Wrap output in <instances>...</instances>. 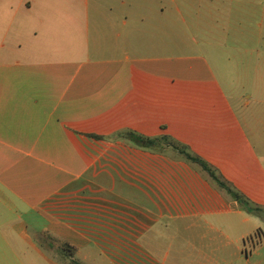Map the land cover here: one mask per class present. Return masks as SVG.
<instances>
[{
	"label": "crops",
	"instance_id": "obj_1",
	"mask_svg": "<svg viewBox=\"0 0 264 264\" xmlns=\"http://www.w3.org/2000/svg\"><path fill=\"white\" fill-rule=\"evenodd\" d=\"M169 5L264 10V0H0V264H264L263 219L177 151L126 137L171 138L264 208L251 96H238L239 113L210 43L184 37ZM240 49L244 66L258 62L242 77L264 103V37Z\"/></svg>",
	"mask_w": 264,
	"mask_h": 264
},
{
	"label": "rangeland",
	"instance_id": "obj_2",
	"mask_svg": "<svg viewBox=\"0 0 264 264\" xmlns=\"http://www.w3.org/2000/svg\"><path fill=\"white\" fill-rule=\"evenodd\" d=\"M165 17L171 22H177V26L183 27L186 36L191 37L197 35L200 39H205L210 43V49L206 48L210 56V62L216 70L219 79L226 87L234 104L238 107L239 113H245V109L241 108L238 96H251V104L247 109V114L255 113L257 118V128L259 132L252 134L258 152L264 161V103L255 102L262 99L263 92H260L254 81L242 77V69L245 67L250 72L256 68L257 60H252L248 66H244L241 54V39L248 35L257 40L264 37V10L255 12L242 10H215V11H198V10H182V12L172 11L170 5L164 13ZM206 30L204 34L199 32ZM231 57V58H228ZM252 74V75H251ZM264 99V98H263ZM264 221V220H263ZM262 252L264 253V241L262 244ZM51 256V252H46Z\"/></svg>",
	"mask_w": 264,
	"mask_h": 264
},
{
	"label": "trees",
	"instance_id": "obj_3",
	"mask_svg": "<svg viewBox=\"0 0 264 264\" xmlns=\"http://www.w3.org/2000/svg\"><path fill=\"white\" fill-rule=\"evenodd\" d=\"M126 135L129 140L139 147L151 150H165L166 148H171L184 156L186 160L200 165L202 169L209 174L210 178L216 182L219 187L225 189L243 210L264 220V208L253 204L229 183L223 181L213 167L199 157L194 156L188 148L181 146L166 136L159 139H150L133 132H129Z\"/></svg>",
	"mask_w": 264,
	"mask_h": 264
}]
</instances>
